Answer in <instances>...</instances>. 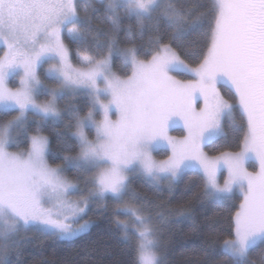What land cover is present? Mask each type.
Listing matches in <instances>:
<instances>
[{
    "label": "snow or ice",
    "instance_id": "snow-or-ice-1",
    "mask_svg": "<svg viewBox=\"0 0 264 264\" xmlns=\"http://www.w3.org/2000/svg\"><path fill=\"white\" fill-rule=\"evenodd\" d=\"M237 192L226 237L215 216L196 223L197 204ZM90 210L129 264H264V0H0V264L85 234ZM184 220L202 238L169 260L165 229Z\"/></svg>",
    "mask_w": 264,
    "mask_h": 264
},
{
    "label": "trees",
    "instance_id": "trees-1",
    "mask_svg": "<svg viewBox=\"0 0 264 264\" xmlns=\"http://www.w3.org/2000/svg\"><path fill=\"white\" fill-rule=\"evenodd\" d=\"M75 63V61H73ZM192 66H195L194 62H190ZM114 71L120 72L123 75L119 68V62L114 65ZM180 77H188L183 74H179ZM221 91L225 90L224 87L219 85ZM179 134L182 131H177ZM47 134V133H45ZM236 141L232 140L228 145H225L221 148H205L206 152L210 155H217L221 151H237L238 148L235 146ZM51 147L53 152L56 151V140L53 137L51 142ZM159 156H167L169 151L162 150L158 151ZM49 163L53 166L61 163V161L49 158ZM191 175V173H189ZM68 176H74V171L68 170ZM188 176L184 177V180L181 181L179 187L182 189L184 187V182L187 181ZM135 186L141 191H145L141 187L140 181H135ZM241 197L236 195L232 201H229L227 204L214 205L210 202H205L204 204H197L195 206L196 211V223L200 224L203 227L205 218L215 216L219 221V227L222 230L221 236L226 237V231H223L227 228V216L229 205H238ZM109 206V211L114 206L111 199L107 201ZM93 207H95L93 205ZM232 212L235 211V207H231ZM123 215L120 216L123 219ZM84 219H90L93 221V224L90 226L89 230L82 234L81 236L75 238L72 241H61L53 242L52 240H45L41 237V240H44V251L41 254V249L38 246L39 242L36 241L32 244H29L25 247L23 256L21 257L22 264H39L42 256L43 258L49 260H56L57 264H129L131 259V253L129 250V245L124 243L120 238L117 230L110 226L109 217L106 213L101 216L98 212L89 211L88 215ZM191 221L184 220L179 223L171 224L167 229H165V242L171 241V248L169 253V260L179 261L182 259L181 253V243L185 240H198L202 237H195L192 234ZM32 235V233H29ZM55 250V254L53 251ZM108 253H111L109 256ZM214 259L220 260L221 256H216ZM15 258H13V261Z\"/></svg>",
    "mask_w": 264,
    "mask_h": 264
},
{
    "label": "rangeland",
    "instance_id": "rangeland-1",
    "mask_svg": "<svg viewBox=\"0 0 264 264\" xmlns=\"http://www.w3.org/2000/svg\"><path fill=\"white\" fill-rule=\"evenodd\" d=\"M47 65H45V67H46ZM194 67V66H193ZM114 70V69H113ZM172 75H174L177 79H179V80H182V81H188V80H194L195 79V77L193 76V75H191V74H189V73H183V75H185V76H188V77H186V78H184V77H180L179 76V74H177V73H172ZM18 80H19V76H15V77H10V83H9V86L10 87H17L18 86ZM218 87H219V85H218ZM203 106V101L202 100H200V101H198V107H202ZM115 117H113V119H114ZM182 131V133L181 134H179L177 131ZM168 135L170 136V137H174V138H177V139H179V138H182L184 135H186V132L184 131V129H183V125L182 124H180V125H177V126H175V127H173V128H170L169 129V131H168ZM162 150H167V151H169V149L167 148V146L166 145H160V146H158L154 151H153V156L156 158V159H164L166 156H159L158 154H157V152L158 151H162ZM204 151L206 152V150L204 149ZM207 153V152H206ZM169 154H170V152H169ZM168 154V155H169ZM208 154V153H207ZM209 156H216V155H210V154H208ZM217 155H219V154H217ZM246 167L248 168V171H250V172H253V171H256V170H258L256 167H254V166H252V163L251 162H249V164L248 165H246ZM221 173H222V176H221V183L223 182V178H226L227 177V171H226V169H221ZM65 175L69 178V179H72L74 176H72V177H69L68 176V171L65 173ZM74 175H75V173H74ZM236 195H238V196H240V194H239V192H237L236 193ZM235 195V196H236ZM72 198L73 199H75L76 198V194H73V196H72ZM123 219H126V217H123Z\"/></svg>",
    "mask_w": 264,
    "mask_h": 264
}]
</instances>
